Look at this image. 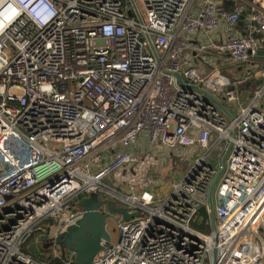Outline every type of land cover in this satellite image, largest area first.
<instances>
[{"label": "built area", "instance_id": "1", "mask_svg": "<svg viewBox=\"0 0 264 264\" xmlns=\"http://www.w3.org/2000/svg\"><path fill=\"white\" fill-rule=\"evenodd\" d=\"M224 1L0 0V264L92 193L139 212L92 264L264 263V0Z\"/></svg>", "mask_w": 264, "mask_h": 264}, {"label": "water", "instance_id": "2", "mask_svg": "<svg viewBox=\"0 0 264 264\" xmlns=\"http://www.w3.org/2000/svg\"><path fill=\"white\" fill-rule=\"evenodd\" d=\"M130 1L134 9L137 10L135 0ZM138 18L142 21V18L139 14ZM154 53L157 56L155 49ZM174 75L177 78V82L179 85L185 88L196 89L204 93L217 105L218 108H220V110H222L230 118H233V115L227 109V107L208 91L202 89L198 85L186 83L183 80L182 75L177 72H175ZM231 148L232 144L229 146V148L226 150L225 154L222 157L223 168L220 172V175H222L225 171L226 160ZM216 183L217 180L214 182L209 196L210 213L214 226L216 224V215L213 200V190ZM96 195L97 196L93 198L90 194L89 196L81 198L78 201V205L81 206L85 211L83 217L78 220L76 224L71 225L67 227L64 231L60 232L55 238L56 242L58 243L59 237H62L64 239V249L72 251L75 254V259L72 264H92L95 257L103 250L104 243L110 242L112 240V234L108 230L106 222V218L108 216L119 214L122 216L123 220H130L132 217L137 216L139 214V212L130 214L127 208L123 206H118L109 199H101L98 194ZM104 205L106 206L108 213L101 212L100 209ZM214 259L216 261V258Z\"/></svg>", "mask_w": 264, "mask_h": 264}, {"label": "rangeland", "instance_id": "3", "mask_svg": "<svg viewBox=\"0 0 264 264\" xmlns=\"http://www.w3.org/2000/svg\"><path fill=\"white\" fill-rule=\"evenodd\" d=\"M137 2L139 4L140 8L145 13L144 4L141 2V0H137ZM225 72L228 75L234 77V70H233L232 67L231 68H226ZM249 94H250V90L249 89L245 90L243 92V94L241 96L243 105H246L250 101ZM212 162H213V160H212ZM174 164H175V161L170 160L168 162V164L166 165V167L164 168V172L161 173V175H163L164 179H163V182H162L163 184L160 187H163L165 192H167L171 188L172 184L176 181V178L169 177V175L171 174L172 168L174 167ZM95 196H97L95 193L91 194V197L95 198ZM106 222H107L108 230L112 233L113 237H115L116 234H117V230L115 228V223H114L113 217L112 216H108L106 218ZM55 232H57V226L53 225L51 230L49 231L48 236H44L43 238H41V236H38V237H35L33 240H31L29 246L33 247V248H31L32 251H33V254L36 251L37 252L40 251V253H42V255H44L46 258H49V257L51 258L54 255H56V251H57L56 249L60 250L64 254L67 251V249H64V244H63V240L64 239L62 237H59L58 243L56 242V247L55 246L52 247V250H51L52 252H50V251L46 252L45 251V248L49 249V246L51 244L54 245L55 241H54V238L51 237V236ZM65 243H66V239H65Z\"/></svg>", "mask_w": 264, "mask_h": 264}, {"label": "trees", "instance_id": "4", "mask_svg": "<svg viewBox=\"0 0 264 264\" xmlns=\"http://www.w3.org/2000/svg\"><path fill=\"white\" fill-rule=\"evenodd\" d=\"M222 7H224V9H232L233 8V5L230 3V2H228L227 0H225L224 1V3H223V6ZM264 59V58H263ZM262 59V60H263ZM202 215H203V217L205 218V220L207 221V219H208V214H207V212L204 210V211H202ZM199 228H201V229H203V230H209V225H207V224H202V225H199L198 226ZM35 237H38V234H35L32 238H31V240H33ZM41 238H43V236H41ZM30 240V241H31ZM30 241H29V243L25 246V248H24V250H25V252H27V253H31V254H33V251H32V249L29 247V244H30ZM45 251L46 252H48V249H46L45 248ZM37 252V251H36ZM34 252V254H33V256H35L36 258H38V259H42V260H45V261H47L48 262V264H60L61 262L59 261V260H55V259H52V257L50 258H46L44 255H42V253H40V251L39 252Z\"/></svg>", "mask_w": 264, "mask_h": 264}, {"label": "crops", "instance_id": "5", "mask_svg": "<svg viewBox=\"0 0 264 264\" xmlns=\"http://www.w3.org/2000/svg\"><path fill=\"white\" fill-rule=\"evenodd\" d=\"M244 19V18H243ZM243 21L242 22H240V27H242L243 26ZM161 191H164V188L163 187H158V192H161ZM165 192V191H164ZM30 248H33L32 246H29ZM264 264V263H263Z\"/></svg>", "mask_w": 264, "mask_h": 264}]
</instances>
